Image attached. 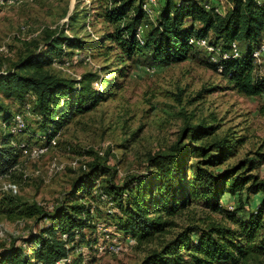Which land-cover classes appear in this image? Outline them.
I'll list each match as a JSON object with an SVG mask.
<instances>
[{"label":"rangeland","instance_id":"374dc122","mask_svg":"<svg viewBox=\"0 0 264 264\" xmlns=\"http://www.w3.org/2000/svg\"><path fill=\"white\" fill-rule=\"evenodd\" d=\"M123 1L20 0L0 4V71L11 70L21 58L42 52L47 31L61 33L76 37L82 47L63 45V58H56L43 70L65 79L88 81L101 96L91 109L74 115L58 130L54 144L32 135L36 130L34 115L16 102L4 101L11 112L19 110L25 118L26 133L18 136L20 143L28 149L42 146L47 150L38 158L21 151L17 165L0 180V187L7 182L13 185L0 194V251L33 238L48 222L30 215L33 208L48 213L64 203L82 204L90 210L91 226H96L95 238L100 240L105 229L114 227L110 223L113 218L106 214L110 204L104 194L106 184L122 185L133 178L149 180L154 172L150 158L170 152L176 145L190 149L189 175L197 160L194 147L225 135L232 140L240 138L242 143L215 170L236 165L250 152L264 151V96L238 92L226 77L208 66L203 49L184 61L153 67L140 56L124 53L119 39L121 21L108 15ZM211 2L221 12L230 5L229 0ZM162 3L157 0L154 9ZM154 19L142 21V34ZM239 47L241 53L246 51L244 44ZM255 70L264 74V56ZM199 123L214 125L215 130L193 142L188 127ZM93 163L100 165L99 171L92 174L91 187L80 190L78 179ZM253 172L264 181V164ZM245 196L244 191L225 193L219 205L233 210ZM262 198L261 192L255 194L245 207L255 210ZM207 202L211 199L202 193H192L191 203L169 217L171 226L163 238L169 239L194 222L235 227ZM85 234V240L74 242L68 256L76 264H139L159 241L140 245L135 241L119 254L98 255L87 240L90 231L86 229ZM244 264L260 263L250 260Z\"/></svg>","mask_w":264,"mask_h":264},{"label":"trees","instance_id":"16d2710c","mask_svg":"<svg viewBox=\"0 0 264 264\" xmlns=\"http://www.w3.org/2000/svg\"><path fill=\"white\" fill-rule=\"evenodd\" d=\"M135 2L124 0L108 12L111 19L121 21L119 39L124 53L140 56L153 67L194 57L202 49L188 43L191 37L207 38L210 44L219 45L226 52L233 42L240 52L242 43L246 51L240 52L239 57L220 58L218 63L206 59L207 64L214 70L220 64V73L238 92L264 96V74L255 73L251 56L262 40L264 0H229L224 13L218 12L211 0H163L153 25L144 34L141 29L142 21L147 19L142 8L144 0ZM207 2L211 4L209 9L205 7ZM63 45L82 47L76 37L47 31L42 52L21 58L11 70L0 71L2 176L10 174L17 165L22 151L18 136L26 133L23 114L19 110L11 112L4 101L16 102L34 115L36 130L32 135L49 142L70 118L88 111L101 99L88 81L65 79L43 70L56 58H63ZM17 114L23 119L20 130ZM214 130V125L204 123L188 127L193 142L209 137ZM240 143V138L232 140L225 135L208 145L195 146L192 152L197 160L190 168V175L187 161L190 149L176 145L170 152L150 158L154 172L149 180L133 178L122 185L106 184L104 194L110 203L106 214L113 218L110 223L114 228L134 238L139 245L159 240L139 264H244L250 260L262 264L264 181L253 171L264 164V151L250 152L236 165L215 170ZM99 168V164L93 163L88 172L79 177L80 190L91 187L92 174ZM242 191L246 196L244 202L234 208L236 211L223 210L219 205L225 193ZM196 192L210 198L207 206L226 215L235 227L214 222L200 226L194 222L164 239L171 226L169 217L188 206L192 193ZM260 192L263 195L260 205L255 210L246 208L245 202L249 203ZM33 209L30 215L48 222L33 238L25 239L16 248L1 250L0 264H56L69 256L77 239L85 240L86 229L90 231L88 242L95 244L96 226H91L90 210L82 204L64 203L48 213ZM64 264H76V261Z\"/></svg>","mask_w":264,"mask_h":264},{"label":"built area","instance_id":"2783aa9c","mask_svg":"<svg viewBox=\"0 0 264 264\" xmlns=\"http://www.w3.org/2000/svg\"><path fill=\"white\" fill-rule=\"evenodd\" d=\"M17 1H20V0H0V4L11 5ZM156 4H157V0H144L142 4V8L147 17L155 18L156 10L154 9V7L156 6ZM205 7L207 9L211 8L210 2L205 3ZM216 10L220 13H224L218 10V8H216ZM188 43L195 47L203 49L206 53L208 61L213 62V63H218L220 58L223 60V59L237 58L240 56L238 46L235 42L231 43L229 52L222 51L219 45L214 46L210 44L207 38L191 37L188 40ZM251 56L255 64V67H254L255 69L257 66V63L260 62L261 58L264 56V29H263L261 43L259 44L258 47H256L252 51ZM217 67H218L217 71L221 72L222 66L218 64ZM258 75H263V74H258ZM16 123H17L18 129L20 130V128L23 127V119L20 114L16 115ZM49 142L51 144H54L55 140L51 138ZM21 150H22V153L26 154L27 156H30V158H38L47 150V148L42 147V146H33L28 149L25 146V144H21ZM3 177L4 176L0 175V180H2ZM12 187L13 185L10 182L3 183V186L0 187V194L11 190ZM231 209H232L231 206H229V210ZM108 211L112 212V209H108ZM63 237H65V235H63ZM134 243H135L134 238H132L129 235L123 234L122 232L116 230L113 227V230H110L108 228L104 230L101 239L95 242L94 248L97 250L98 255H102L106 252H109L111 254H119L124 250L126 246H130ZM68 262H70V259L67 257V258H63L59 260L56 264H64Z\"/></svg>","mask_w":264,"mask_h":264}]
</instances>
